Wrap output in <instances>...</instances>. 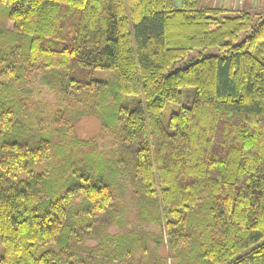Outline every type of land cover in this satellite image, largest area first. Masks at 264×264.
Listing matches in <instances>:
<instances>
[{"label": "trees", "instance_id": "1", "mask_svg": "<svg viewBox=\"0 0 264 264\" xmlns=\"http://www.w3.org/2000/svg\"><path fill=\"white\" fill-rule=\"evenodd\" d=\"M0 7V264H264V14ZM84 116L109 149L79 138Z\"/></svg>", "mask_w": 264, "mask_h": 264}, {"label": "rangeland", "instance_id": "2", "mask_svg": "<svg viewBox=\"0 0 264 264\" xmlns=\"http://www.w3.org/2000/svg\"><path fill=\"white\" fill-rule=\"evenodd\" d=\"M206 2L215 7L224 8L230 13H236L239 11H248L251 14H264V4L259 3V0H206ZM5 10L0 7V26L5 25ZM12 23L9 22L6 24L7 28H12ZM204 54H218L217 50L212 49ZM196 55V54H195ZM191 58V57H190ZM111 72H99L96 75V78H104L106 76H112ZM35 98L37 101L44 100L48 102L50 105L55 106V98L53 94L46 88L41 87L38 82L35 85ZM178 106L167 104L163 110V124L165 127L168 126L170 116L172 113L177 112ZM76 133L81 139H89L95 138L97 142L104 147L107 145L109 149V145L107 144L109 140H111V136H106L101 129V124L96 117L92 116H84L81 118L76 126ZM122 195L126 202H130V191L125 189L122 191ZM151 228V226H150ZM3 246L0 241V255H3Z\"/></svg>", "mask_w": 264, "mask_h": 264}, {"label": "crops", "instance_id": "3", "mask_svg": "<svg viewBox=\"0 0 264 264\" xmlns=\"http://www.w3.org/2000/svg\"><path fill=\"white\" fill-rule=\"evenodd\" d=\"M259 3L264 4V0H259Z\"/></svg>", "mask_w": 264, "mask_h": 264}]
</instances>
